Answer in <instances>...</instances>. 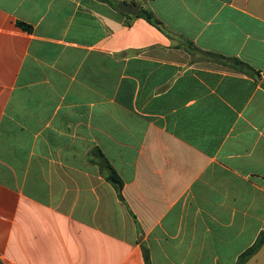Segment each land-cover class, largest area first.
<instances>
[{
	"label": "crops",
	"instance_id": "crops-1",
	"mask_svg": "<svg viewBox=\"0 0 264 264\" xmlns=\"http://www.w3.org/2000/svg\"><path fill=\"white\" fill-rule=\"evenodd\" d=\"M262 233L264 0H0V264H237Z\"/></svg>",
	"mask_w": 264,
	"mask_h": 264
},
{
	"label": "trees",
	"instance_id": "trees-1",
	"mask_svg": "<svg viewBox=\"0 0 264 264\" xmlns=\"http://www.w3.org/2000/svg\"><path fill=\"white\" fill-rule=\"evenodd\" d=\"M145 1H149V0H145ZM115 8L117 7L115 6ZM126 16L129 18H132L131 16H128V15ZM137 17L143 18L149 23H151L152 25L163 30L161 23L154 17V15L150 11L141 9ZM17 26L23 31H26L29 33L32 32L33 30L31 26L21 21L17 22ZM205 55L209 59L217 63L224 64L231 68L240 70L242 72L247 73L250 76L256 75L255 72L247 64H245L244 62L238 59H229V58H225L223 56L212 54V53H206ZM94 154L98 158L97 164L100 166L102 176L105 178L107 182H109L114 187L120 200L125 203V199L123 197L124 184L120 176L117 174V172L115 171L111 163L106 159L102 151L95 150ZM263 246H264V233L260 234L256 242L254 243V245L241 255L237 264H246L252 257H254L262 249ZM143 250H144L146 264H151L149 251L147 250L145 246H143Z\"/></svg>",
	"mask_w": 264,
	"mask_h": 264
},
{
	"label": "water",
	"instance_id": "water-1",
	"mask_svg": "<svg viewBox=\"0 0 264 264\" xmlns=\"http://www.w3.org/2000/svg\"><path fill=\"white\" fill-rule=\"evenodd\" d=\"M117 7L120 12L127 14L129 16H133V17H136L140 11L139 6L128 4L125 2H120Z\"/></svg>",
	"mask_w": 264,
	"mask_h": 264
}]
</instances>
